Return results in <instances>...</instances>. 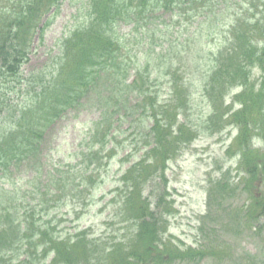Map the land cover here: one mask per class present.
<instances>
[{"label": "trees", "instance_id": "1", "mask_svg": "<svg viewBox=\"0 0 264 264\" xmlns=\"http://www.w3.org/2000/svg\"><path fill=\"white\" fill-rule=\"evenodd\" d=\"M3 1L0 83L18 84L24 99L12 104L1 94L5 100L0 102V264L14 260L20 264H200L208 258L228 263L226 250L216 251L211 237L200 248H181L165 237L167 216L174 210L167 190V162L196 134L187 118L190 91L185 77L168 64L165 74L172 76L170 93L158 102L150 93L147 62L137 68L130 65L128 42L118 28L120 24L149 28L158 11L189 10L191 17L201 16L205 21L236 0H85L83 21L61 39L54 64L28 73L21 66L33 48L32 38L36 34L43 38L48 17L57 12L62 0ZM243 2L247 8L242 15L234 13L229 37L212 54L201 90L211 108L206 128L237 127L228 151L237 155V166L244 172L239 183L246 200L240 206L226 201L230 185L227 178L219 179L208 190L207 216L220 205L233 207L237 225L244 221L248 231L264 239V0ZM251 7L253 16H244ZM209 26L214 28L210 22ZM254 68L260 73L259 80L252 75ZM233 88L231 101L224 104L226 92ZM88 109L97 110L99 119L89 128L87 147L81 151L80 163L85 167L80 168V175L47 168L43 147L49 128L67 111ZM139 110L150 119L142 138L145 150L124 170L106 201L113 211L112 220L120 218V237L102 243L86 229L59 234L49 211L67 197L72 202L89 193L87 185L99 179L101 152H115L121 118L133 117ZM253 138L262 145L254 147ZM2 178L11 180L12 186ZM17 179L24 182L19 191L13 187ZM150 182L154 183L152 190L144 195ZM152 193L157 196L155 205ZM216 226L210 234L219 243ZM199 231L204 234L206 229L199 226ZM263 258L240 252L231 264H264Z\"/></svg>", "mask_w": 264, "mask_h": 264}, {"label": "rangeland", "instance_id": "2", "mask_svg": "<svg viewBox=\"0 0 264 264\" xmlns=\"http://www.w3.org/2000/svg\"><path fill=\"white\" fill-rule=\"evenodd\" d=\"M85 0H62L56 13L48 17L49 24L44 27L43 38L34 36L32 49L28 60L21 66L24 73L36 68H50L54 63L62 38L70 32L74 26L83 21ZM225 8L210 15L208 20L203 17L192 15V11L184 13L182 10L174 12L158 11L149 24L133 27L132 24H120L119 32L127 39V56L130 65L134 68L141 64H148V74L152 81L150 93L156 96L158 102H163L170 93L169 77L166 75L167 65L172 64L177 69L178 75L185 77L189 88L188 120L196 129L194 138L187 144H183L175 157L167 162V190L169 198L173 199L174 210L168 217V229L165 237L173 244L181 248L188 246L200 248L207 244L210 237L213 239V247L216 251L226 250L224 257L228 263L238 258L242 252H250L257 257H264L263 236L248 231L244 221L240 226L236 219L235 208L220 205L208 213V190L219 179L227 178L230 186L229 198L226 201L233 206H240L246 200L239 183L243 179L244 172L237 166V155L228 151L232 143L237 127L232 124L225 126L219 131L206 128L205 121L211 110L206 96L201 90L204 73L212 62V54L223 44V40L229 37V26L235 15H242L247 8V2L238 0ZM0 3H5L0 0ZM179 12V13H177ZM254 8H250L247 15L253 16ZM235 13V15H234ZM179 21V22H178ZM209 22L214 28L209 26ZM133 69L129 80L133 77ZM252 75L258 77L259 71L254 68ZM172 77V76H171ZM262 78V77H260ZM257 80V81H258ZM259 83V81H258ZM7 87L0 83V102L7 99L12 104H18L24 99L18 90V84L13 81ZM233 88L226 92L225 103L231 101ZM6 93V95L4 94ZM1 94L3 95L2 99ZM132 100H136V92H132ZM238 104L235 103L234 107ZM146 112L139 110L133 117L121 118L120 128L117 132L115 148L111 155L106 151L101 152V161L98 167V182L89 186V193L80 200L70 201L67 197L58 207L49 211V217H53L56 231L59 234L73 233L77 230L86 229L99 242L112 241L113 237H120V218L112 220L113 211L107 204L112 189L118 184L120 176L134 161H136L145 146L143 143L144 133L150 126V119ZM99 119V112L94 109L82 111H67L50 128L48 141L44 143V160L47 168L70 170L72 176L80 175V168L85 167L81 162V151L86 149L89 128ZM1 128V127H0ZM119 143L117 144V141ZM253 146H261L262 141L253 138ZM109 146V145H108ZM93 167V166H91ZM46 174V172H45ZM97 177V176H96ZM9 186L11 180L2 178ZM6 184V185H7ZM24 184L23 180L17 179L14 184L16 191ZM76 184V183H72ZM150 182L145 187L144 195L152 190ZM156 193H152L151 199L155 205ZM153 209V208H152ZM48 218V217H47ZM242 219V218H241ZM110 220L114 223L110 224ZM203 221L204 224L203 225ZM224 223V225L222 224ZM227 223V224H226ZM214 225L219 226L220 242L214 234H210ZM199 226L206 229L204 234L199 231ZM216 226V227H217ZM207 240V241H206ZM209 240V241H208ZM117 241V240H115ZM264 259V258H263ZM194 262H177L175 264H193ZM217 260L208 258L200 264H218ZM12 264H20L14 260ZM195 264V263H194ZM222 264V263H219Z\"/></svg>", "mask_w": 264, "mask_h": 264}]
</instances>
